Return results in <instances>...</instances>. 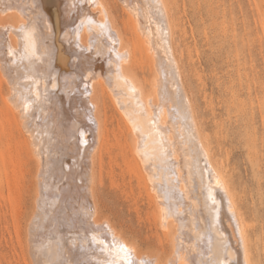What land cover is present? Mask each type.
<instances>
[{
    "label": "bare ground",
    "instance_id": "6f19581e",
    "mask_svg": "<svg viewBox=\"0 0 264 264\" xmlns=\"http://www.w3.org/2000/svg\"><path fill=\"white\" fill-rule=\"evenodd\" d=\"M118 1L152 65L150 95L128 70L131 51L104 0H0V80L37 161L25 240L32 264H252V228L202 139L165 0ZM103 98L119 115V148L144 173L137 177L164 241L155 249L169 243L162 258L98 212L93 157L106 141Z\"/></svg>",
    "mask_w": 264,
    "mask_h": 264
},
{
    "label": "rangeland",
    "instance_id": "374dc122",
    "mask_svg": "<svg viewBox=\"0 0 264 264\" xmlns=\"http://www.w3.org/2000/svg\"><path fill=\"white\" fill-rule=\"evenodd\" d=\"M104 1L131 51L128 70L150 95L152 65L144 61L142 48L133 40L119 1ZM165 2L175 54L202 139L252 228V264H264V0ZM6 99L7 87L0 80V264H32L25 240L36 210L37 161ZM100 100L106 141L93 157L98 212L129 243L141 250L150 248L162 258L169 243L155 249L159 236L161 245L164 241L153 227V201L145 195L143 179L137 177L142 170L118 146L115 135L123 136V129L111 100Z\"/></svg>",
    "mask_w": 264,
    "mask_h": 264
},
{
    "label": "snow or ice",
    "instance_id": "6c2138e0",
    "mask_svg": "<svg viewBox=\"0 0 264 264\" xmlns=\"http://www.w3.org/2000/svg\"><path fill=\"white\" fill-rule=\"evenodd\" d=\"M121 250L127 251V249L124 246H121Z\"/></svg>",
    "mask_w": 264,
    "mask_h": 264
}]
</instances>
